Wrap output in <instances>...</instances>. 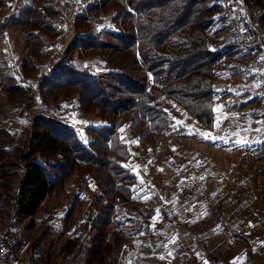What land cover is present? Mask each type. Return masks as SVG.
Instances as JSON below:
<instances>
[{
    "label": "trees",
    "instance_id": "1",
    "mask_svg": "<svg viewBox=\"0 0 264 264\" xmlns=\"http://www.w3.org/2000/svg\"><path fill=\"white\" fill-rule=\"evenodd\" d=\"M6 2L0 0V10ZM245 2L264 17V0ZM61 5L47 0L8 15L0 12V43L8 30L30 29L32 51L22 59L27 79L40 68L34 53L37 48L40 56L44 36L60 35L57 20H65L69 36L59 58L40 69L37 91L43 107L29 116L14 203L21 216L31 217L50 195L71 184L75 192L65 216L70 221L81 201L80 189L92 181L99 192L84 224L90 233L86 264H101L122 247L123 238L112 241L116 232L109 227L117 203L132 200L138 181L125 165L131 151L123 128L141 145H158L177 129L172 111L179 107L212 129L214 78L237 43L226 35V45L212 44L218 29L226 26L218 0H78L70 7L64 4L65 11ZM68 8L74 9L71 22ZM29 92L18 77L0 68V94L8 103L24 100ZM61 98H76L83 113L100 119L99 125L87 126V138L50 113ZM4 109L0 106V112ZM8 136L0 120V163L8 154ZM79 244L80 237L69 240L67 254ZM217 255L222 256L210 257ZM43 264L54 263L46 259Z\"/></svg>",
    "mask_w": 264,
    "mask_h": 264
},
{
    "label": "rangeland",
    "instance_id": "2",
    "mask_svg": "<svg viewBox=\"0 0 264 264\" xmlns=\"http://www.w3.org/2000/svg\"><path fill=\"white\" fill-rule=\"evenodd\" d=\"M45 1L7 0L0 12L8 15L14 8ZM49 1L55 5L62 2L64 11V4L70 7L78 2ZM231 2L250 17L246 24L250 44L264 48V17L248 8L245 0ZM73 10L68 8V22ZM63 21L57 20L60 35L44 36L40 56L36 48L34 62L40 68L28 79L23 75L22 59L32 51L30 29L8 30L0 43V68L30 88L17 103H8L0 94V106L5 108L0 120L10 140L8 154L0 163V230L24 263L43 264L49 259L54 264H86L90 233L84 231V224L99 192L92 181L82 186L81 201L70 221L65 216L75 192L71 184L50 195L34 216L23 217L15 208L31 126L29 116L43 107L37 91L40 69L59 58L69 41ZM224 23L225 29H218L212 39L213 46L226 45V35L235 39ZM242 56L250 60L237 43L217 68L212 129L179 107L172 111L177 129L162 136L158 145H141L135 134L123 128L131 151L125 165L137 174L138 181L132 200L117 203L109 227L116 232L112 241L123 238L122 247L101 264H264V101L262 85L253 73L249 72L248 81L240 87L236 75L245 73L243 67L249 63L240 62ZM49 110L76 127L83 138H87L88 125L101 123L98 117L83 113L76 98H61L60 105ZM236 228L241 232L229 234ZM76 237L81 244L68 255L69 240ZM212 252L222 256L210 257Z\"/></svg>",
    "mask_w": 264,
    "mask_h": 264
},
{
    "label": "built area",
    "instance_id": "3",
    "mask_svg": "<svg viewBox=\"0 0 264 264\" xmlns=\"http://www.w3.org/2000/svg\"><path fill=\"white\" fill-rule=\"evenodd\" d=\"M219 1L226 24L237 40L242 53L249 56L257 81L264 86V48H255L249 42L246 24L250 22V17L231 0ZM239 232L241 231L236 228L232 229L229 234ZM0 264H32L21 262L18 259L13 243L6 239L2 230H0Z\"/></svg>",
    "mask_w": 264,
    "mask_h": 264
},
{
    "label": "crops",
    "instance_id": "4",
    "mask_svg": "<svg viewBox=\"0 0 264 264\" xmlns=\"http://www.w3.org/2000/svg\"><path fill=\"white\" fill-rule=\"evenodd\" d=\"M256 29H258V26H257V28ZM243 58H240V62H245V61H249V63H248V65L247 66H244L243 67V69H246V72L245 73H242V74H239V75H236V77H238V82L240 83V87H243V85H244V83H245V81H248V79H249V77H250V75L251 74H249V72L250 73H253V76L255 77V75H254V71H253V68H252V65H251V62H250V60L247 58V57H244V56H242ZM249 70V71H248ZM245 74V75H244ZM246 77V78H245ZM242 79H244V80H242ZM245 79H247V80H245ZM260 84V83H259ZM261 89H262V92H263V101H264V86H262L261 87ZM264 107V106H263ZM231 111H234V110H231ZM258 117V116H257ZM210 141V140H209ZM210 143V142H209ZM224 155V154H223ZM222 157V156H221ZM229 158V156H227L226 157V159H228ZM217 161L219 162V161H221V159L219 158H217ZM215 162H216V160H215ZM213 166H214V163H212L209 167L210 168H213ZM223 167H224V165H223Z\"/></svg>",
    "mask_w": 264,
    "mask_h": 264
}]
</instances>
